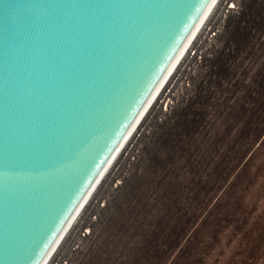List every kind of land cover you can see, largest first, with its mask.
I'll return each mask as SVG.
<instances>
[{
	"label": "water",
	"instance_id": "1",
	"mask_svg": "<svg viewBox=\"0 0 264 264\" xmlns=\"http://www.w3.org/2000/svg\"><path fill=\"white\" fill-rule=\"evenodd\" d=\"M216 0H0V264H45Z\"/></svg>",
	"mask_w": 264,
	"mask_h": 264
},
{
	"label": "rangeland",
	"instance_id": "2",
	"mask_svg": "<svg viewBox=\"0 0 264 264\" xmlns=\"http://www.w3.org/2000/svg\"><path fill=\"white\" fill-rule=\"evenodd\" d=\"M49 264H264V0H220Z\"/></svg>",
	"mask_w": 264,
	"mask_h": 264
},
{
	"label": "bare ground",
	"instance_id": "3",
	"mask_svg": "<svg viewBox=\"0 0 264 264\" xmlns=\"http://www.w3.org/2000/svg\"><path fill=\"white\" fill-rule=\"evenodd\" d=\"M219 1L220 0H216L214 2L213 6L209 10L208 14L206 15L205 19L201 23V25L198 28V30L196 31L195 35L193 36L192 40L188 44V46L185 49L184 53L182 54V56L180 57V59L178 60V62L176 63V65L174 66V68L172 69V71L170 72V74L168 75L167 79L165 80V82L163 83V85L161 86V88L159 89V91L157 92V94L155 95V97L153 98V100L151 101V103L149 104L148 108L146 109V111L144 112V114L142 115V117L140 118V120L138 121V123L136 124V126L134 127V129L132 130V132L130 133L129 137L127 138V140L125 141V143L123 144V146L121 147V149L119 150V152L117 153V155L115 156V158L113 159V161L111 162V164L109 165V167L107 168V170L105 171V173L103 174V176L101 177V179L99 180V182L97 183V185L95 186V188L92 190V192L90 193V195L88 196V198L86 199V201L84 202V204L82 205V207L80 208V210L78 211V213L76 214V216L74 217V219L72 220V222L70 223V225L68 226L67 230L65 231V233L63 234V236L59 240L58 244L56 245V247L52 251L51 255L49 256V258L47 259V261L45 262V264H49L51 262V259L56 254L57 250L59 249V247L62 244L63 240L65 239L66 235L71 230V228L74 226V224L76 223L77 219L79 218V216L81 215V213L83 212V210L85 209V207L87 206V204L89 203V201L91 200V198L93 197V195L95 194L96 190L98 189V187L100 186V184L102 183V181L104 180V178L106 177V175L108 174V172L111 170V168L113 167L114 163L116 162V160L121 155L122 151L127 146L128 142H130V139L132 138V136L137 131L138 127L140 126V124L144 120V118L147 115L148 111L151 110L150 108L152 107V105L159 98V96L162 93V91L164 90L166 84L169 82V80L171 79L172 75L175 73V71L178 68L180 62L182 61V59L184 58V56L186 55V53L190 49V47L193 44L195 38L197 37V35L199 34V32L201 31V29L203 28V26L207 22V20L210 17L211 13L215 9V7L218 5Z\"/></svg>",
	"mask_w": 264,
	"mask_h": 264
}]
</instances>
